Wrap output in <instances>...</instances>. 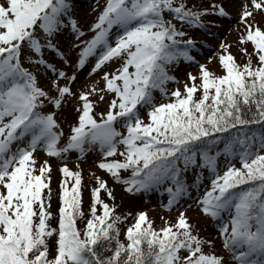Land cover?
<instances>
[{"label": "snow or ice", "instance_id": "obj_1", "mask_svg": "<svg viewBox=\"0 0 264 264\" xmlns=\"http://www.w3.org/2000/svg\"><path fill=\"white\" fill-rule=\"evenodd\" d=\"M83 6L0 0V264H264V0Z\"/></svg>", "mask_w": 264, "mask_h": 264}, {"label": "rangeland", "instance_id": "obj_2", "mask_svg": "<svg viewBox=\"0 0 264 264\" xmlns=\"http://www.w3.org/2000/svg\"><path fill=\"white\" fill-rule=\"evenodd\" d=\"M207 2V0H205ZM84 6L81 11V16L86 17V20H83L82 22H90L92 18L95 16V13H91V15H88L91 12V7L96 3V0H83ZM98 3L102 5L104 3V0H98ZM233 16L236 14V9L232 8ZM214 31L222 32L223 29H213ZM196 35L199 36L200 39H205L203 33H196ZM235 33H231L228 35L227 39L232 40ZM207 41L211 45L218 44L217 40H214L211 37L206 38ZM234 55L237 56L238 61L241 59V54L236 50L233 49ZM210 55L207 51H205V55L203 57L198 56L197 59H199L201 62H205L207 59V56ZM181 67L184 69V71H191L195 74L197 69L195 67H187L186 65L182 64ZM210 67L215 68L216 65L213 63L210 65ZM79 75V78L81 80V83H85L93 79V77H87L86 72H82ZM179 78L181 80L184 79V72L179 73ZM175 85L170 84L169 88L174 87ZM102 107V106H101ZM100 110V109H98ZM68 166L75 170L76 165L79 164L80 168L83 170V181H82V192H83V201L84 205L87 206L90 202V189L94 186V177L91 176V173L95 172L96 175L105 176V174L99 170L96 167V161L89 155V157L85 160H77L75 158V155L73 154L70 156V158L66 161ZM236 166L239 167V162H236ZM60 174L54 170V177H53V207L57 206V182L60 179ZM205 183H208V181H205ZM167 203L166 197L162 196L160 194H154L151 198H134L130 199L125 197L123 200L120 198L117 199V204L120 205V207L117 209L118 212H132L135 214L137 211H145L150 219L154 221L155 226L158 228L162 226V220L160 217H163L164 219H171L174 218L177 213L175 211L169 212L167 209L162 207V204ZM190 215H195L194 212H189ZM129 221H131V217L128 218ZM123 227V226H122ZM123 238V237H122Z\"/></svg>", "mask_w": 264, "mask_h": 264}]
</instances>
